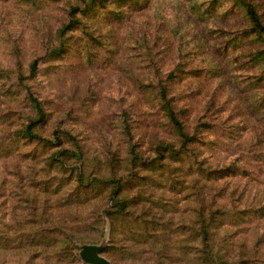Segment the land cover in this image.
<instances>
[{"label":"rangeland","instance_id":"1","mask_svg":"<svg viewBox=\"0 0 264 264\" xmlns=\"http://www.w3.org/2000/svg\"><path fill=\"white\" fill-rule=\"evenodd\" d=\"M243 2L0 0V264H86L87 246L198 264L178 243L215 197L213 238L264 264V34Z\"/></svg>","mask_w":264,"mask_h":264},{"label":"trees","instance_id":"2","mask_svg":"<svg viewBox=\"0 0 264 264\" xmlns=\"http://www.w3.org/2000/svg\"><path fill=\"white\" fill-rule=\"evenodd\" d=\"M243 19L245 22H247L250 26H252L259 34H264V22L255 7V4L253 2H248L245 0L243 2ZM78 11V10H77ZM56 52V51H55ZM37 66V63L32 64V68L34 69ZM173 74H171L169 77H171ZM154 81V80H153ZM161 85V86H160ZM163 89V91H162ZM157 90H161V98L165 100L166 105L169 108V120L174 126L177 128V131L180 134H183L184 137V143L183 145H186V143L192 139L191 136H185L184 134V124L183 121L180 119V114L176 110V108H170L169 103L170 99L167 97V90L165 91V86L162 85V83L158 84ZM28 98L30 99V104L33 106L35 105L36 108H38L39 111L42 110L40 108L41 104L33 95H29ZM260 198L264 199V195H261ZM217 197L213 198L211 200V204L209 205V215L204 220L202 218V212L204 213V208L202 206L198 207L196 206L195 212L199 213V217L194 218L191 222L193 225L194 235L191 238H186V241H189V244L184 239H181L180 236V242L178 243V253L181 252L183 256H191V259H194L195 262L198 264L201 263V261H205L204 264H245L249 260H245L244 254L247 252L248 246L247 243L244 244V242L241 239H238V245H236V249H240L242 252L238 254L237 257H234L232 259H229V251L227 250L226 246V240L225 241H218L213 238L212 234V221H214L215 217L223 211L224 207L216 208L217 206ZM235 236H233L234 238ZM166 239V238H165ZM256 240V238H254ZM163 243H168V240H161ZM262 243L261 239L257 240V244L255 248H260V244ZM165 245V244H163ZM166 246V245H165ZM234 254L236 252H233ZM205 258V260H201L200 256ZM225 259L228 262H225ZM175 262L179 264L182 262V259L177 256L175 259ZM250 262H252L250 260Z\"/></svg>","mask_w":264,"mask_h":264},{"label":"water","instance_id":"3","mask_svg":"<svg viewBox=\"0 0 264 264\" xmlns=\"http://www.w3.org/2000/svg\"><path fill=\"white\" fill-rule=\"evenodd\" d=\"M98 252L95 246L84 247L81 258L86 264H112L108 259L100 256Z\"/></svg>","mask_w":264,"mask_h":264}]
</instances>
